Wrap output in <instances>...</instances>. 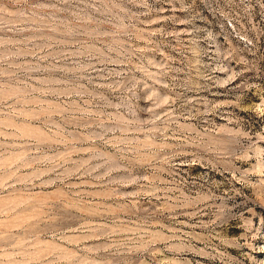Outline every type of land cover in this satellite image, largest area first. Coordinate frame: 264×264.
Instances as JSON below:
<instances>
[{"label":"rangeland","instance_id":"1","mask_svg":"<svg viewBox=\"0 0 264 264\" xmlns=\"http://www.w3.org/2000/svg\"><path fill=\"white\" fill-rule=\"evenodd\" d=\"M0 264H264V0H0Z\"/></svg>","mask_w":264,"mask_h":264}]
</instances>
